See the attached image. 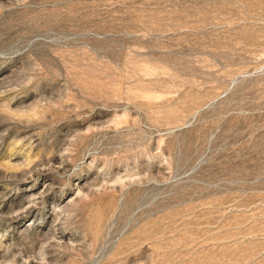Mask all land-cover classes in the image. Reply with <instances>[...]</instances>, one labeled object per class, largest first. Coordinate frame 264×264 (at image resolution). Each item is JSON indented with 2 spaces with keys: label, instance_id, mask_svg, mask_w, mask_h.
Masks as SVG:
<instances>
[{
  "label": "rangeland",
  "instance_id": "obj_1",
  "mask_svg": "<svg viewBox=\"0 0 264 264\" xmlns=\"http://www.w3.org/2000/svg\"><path fill=\"white\" fill-rule=\"evenodd\" d=\"M0 264H264V0H0Z\"/></svg>",
  "mask_w": 264,
  "mask_h": 264
}]
</instances>
